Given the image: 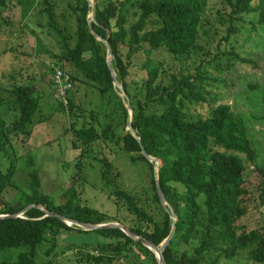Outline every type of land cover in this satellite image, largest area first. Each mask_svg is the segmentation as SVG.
<instances>
[{
	"label": "trees",
	"instance_id": "trees-1",
	"mask_svg": "<svg viewBox=\"0 0 264 264\" xmlns=\"http://www.w3.org/2000/svg\"><path fill=\"white\" fill-rule=\"evenodd\" d=\"M94 1L96 16L91 25L111 45L112 67L129 96L131 125L140 142L126 129V102L113 84L106 46L89 32L91 7L87 1L66 0L65 9L58 13L55 0H0V12L17 5L21 17H29V22L34 20L40 28L42 37L29 23L24 24L34 37L36 53L49 60L45 67L51 72V85L54 67L68 76L71 86L66 90V102L56 95L54 86L53 92L59 107H66L70 114L75 134L72 148L81 147L85 153L84 146L109 142L128 152L131 161L143 163L145 189L151 194L149 206L157 204L154 209L159 210V217L149 206L141 205L136 195L117 186L120 171L112 161L95 157L100 180L110 189V196L134 215L127 224L129 229L155 245L169 234L172 219L159 202L155 163L141 154L140 144L160 159L158 181L177 215L174 235L163 251L167 264H221L222 259L229 264L243 253L250 262L264 264V221L250 229L238 223L248 211L243 198L248 194L246 162L255 165L252 173L259 177L258 197L264 205V161L254 163L249 115L234 112L229 103H214L220 97L212 81L218 79L210 76L207 68L211 62L217 70L233 65L230 59L234 51L225 48L230 36L242 31L246 15L257 13V20L250 21L251 28L264 29V0H256V4L253 0H223L224 8L214 13L207 9L208 0ZM245 32L250 34L249 29ZM260 42L264 44V38ZM221 53L229 56L223 61ZM236 59L253 61L238 55ZM14 78L10 76V80ZM81 86H91L101 96L95 110L86 111L77 102ZM41 97L31 83L17 80L0 85V160L7 161L4 169L0 165V213H16L33 203L82 222H111L107 213L82 204L73 185L64 191L65 199L55 203L41 189L30 156L26 159L28 188L17 194L14 175L20 155L13 142L30 137ZM238 98L251 107L258 103L264 108V84L247 82ZM206 102L207 113L203 115L195 106ZM75 166L80 169L81 162ZM9 187L14 196L6 200ZM70 232L94 235L91 245L84 239L66 245L71 252L75 247H88L90 250L78 252L77 260L85 264H113L119 259L125 264H144L145 258L148 264H157L153 251L119 228L84 230L45 215L37 207L16 217L0 218V251L28 247L15 260L0 264H55L63 252L57 249L59 236Z\"/></svg>",
	"mask_w": 264,
	"mask_h": 264
},
{
	"label": "rangeland",
	"instance_id": "rangeland-1",
	"mask_svg": "<svg viewBox=\"0 0 264 264\" xmlns=\"http://www.w3.org/2000/svg\"><path fill=\"white\" fill-rule=\"evenodd\" d=\"M55 2L58 13L65 9L66 0H55ZM253 4H256V0H253ZM223 8V0H208L207 2V9L212 13ZM257 17V13L246 15L244 26L240 27L242 31L237 36H230L225 50L234 51L232 59H230L233 65L226 70H217L211 62L207 68L210 76L218 79L217 82L212 81L213 89L220 97L214 100V103H229L234 112H244L249 115L251 141L256 156L254 163L259 165L264 161V108L258 103L255 107H251L246 101L238 98L240 93L245 92L247 82L264 84V44L260 42V38H264V29L255 31L251 28L250 23V21H256ZM25 23H29L42 37L40 28L34 20L29 22V17L27 19L21 17L19 6L12 4L0 12V85L8 86L17 80L27 84L31 83L35 86L37 93L42 96L40 111L36 112L37 122L31 129L30 137L27 138V141L18 137L16 143L13 142L20 155L16 161L14 175L17 194L28 188L26 159L30 156L38 171L41 189L50 195L55 203L63 201L65 199L64 191L73 185L82 204L107 213L112 218V222L126 226L131 224L134 215L126 209L123 203L116 202L110 196V189L100 180V165L95 157L104 156L112 161V164L120 171L116 182L117 186L136 195L141 205L149 206L151 194L145 189L144 179L146 176L143 178V163L131 161L128 152L109 142L97 141L89 146H84L85 153L81 147L79 149L72 148L70 142L75 139V134L70 128V114L66 107L64 109L59 107V101L53 92L54 85H51V72L45 67L49 60L44 54L36 53L34 37L31 31L24 26ZM246 29H249L250 34L245 32ZM224 32L225 29L222 27L221 34ZM257 41H259L258 44H256ZM214 50L215 46H212V51ZM221 54L223 61L229 56V54ZM237 55L253 61H239L236 59ZM192 65L193 62H191ZM11 75L15 76L13 80H10ZM77 92V102L79 104L81 102L86 111L97 108L101 96L96 89L91 86L85 88L81 86ZM208 104V102L198 104L195 109L206 115ZM252 115L258 118L250 117ZM81 153L84 154L81 155ZM79 155L83 161L80 158L76 159ZM241 156L244 157V154ZM77 162H81L80 169L75 166ZM0 165L1 169H4L7 165L6 159H1ZM254 166L253 163L246 162L244 175L248 176L245 184L248 194L243 198L248 211L238 221L240 224H245L247 229L258 227L264 221V205L259 201L257 190L259 177L257 172L252 173ZM5 195L6 200H11L14 196V189L7 188ZM3 202L5 201L3 200ZM155 205L157 204L151 203L149 208L156 217H159V210L154 209ZM83 239L90 241V245L92 240L95 241L94 235L91 233H62L59 236L57 249L59 252H63L59 253L60 256L55 264H85L77 260L78 252L81 251L80 249L90 250L88 247H75L72 252L66 248L69 242L82 241ZM27 249L28 247L24 245L1 250L0 261L15 260L20 252H25ZM36 259L39 260V257ZM123 261L122 259L115 260L113 264H125ZM148 262V258L143 260L144 264H148ZM225 263L226 261L222 259L221 264ZM229 264L254 263L246 259L243 253L231 260Z\"/></svg>",
	"mask_w": 264,
	"mask_h": 264
},
{
	"label": "water",
	"instance_id": "water-1",
	"mask_svg": "<svg viewBox=\"0 0 264 264\" xmlns=\"http://www.w3.org/2000/svg\"><path fill=\"white\" fill-rule=\"evenodd\" d=\"M88 5L91 7V11L88 14V19H87V24H88V29L89 32L98 40L102 41L105 46H106V63L108 66V69L110 70L111 76H112V81L114 86L118 89V93L124 98L125 102H126V109H127V117H126V129L129 130V132L131 133L132 136H134L136 138V140L138 142H140V138L137 135L136 131L133 129L132 125H131V106H130V101H129V96L127 95V93L124 91L121 83L116 79L115 76V72L114 69L112 67V59H113V51L111 48L110 43L108 42L107 39L101 37L100 35H98V33L94 30V28L91 25V21L95 20V16H96V3L94 0H86ZM140 149H141V154L148 159L151 162H154V180H155V187H156V192L159 198V202L161 204V206L163 207V209L165 211H168L170 214V217L172 219V225H171V229L169 234L167 235V237L159 244V245H155L153 242H151L148 239H144L142 237H140L139 235H137L136 233H134L132 230L129 229L128 226L118 223V222H106V223H88V222H82V221H78L76 219H72L69 218L67 216H64L62 214H59L57 212H49L45 209V207L43 205L40 204H29L26 207H24L23 209H21L19 212L16 213H0V218H5V217H16L19 216L21 213H23L25 210H27L28 208L31 207H37L40 208L41 210L45 211V215H52V216H56L59 219H61L62 221H64L66 224L71 225V224H75L78 225L79 227H81L84 230H93V229H98V228H112V227H116L121 229L126 235H128L130 238H132L133 240H137L139 242H141L144 246H146L148 249H150L151 251H153L155 258H156V262L157 264H167L164 256H163V251L166 247V245L169 243V241L171 240L172 236L174 235V231H175V222L177 220V215L175 213L174 208L172 207V205L166 200L165 195L162 191V188L159 184L158 181V168L161 164L160 159L151 156L150 154H148V152H146L145 148L140 144Z\"/></svg>",
	"mask_w": 264,
	"mask_h": 264
},
{
	"label": "built area",
	"instance_id": "built-area-1",
	"mask_svg": "<svg viewBox=\"0 0 264 264\" xmlns=\"http://www.w3.org/2000/svg\"><path fill=\"white\" fill-rule=\"evenodd\" d=\"M67 78L68 76L62 70H60L57 67H54V73L52 76L54 82V88L57 92L56 95L58 97H61L64 100V102H66V100L64 99L66 90L71 86Z\"/></svg>",
	"mask_w": 264,
	"mask_h": 264
}]
</instances>
